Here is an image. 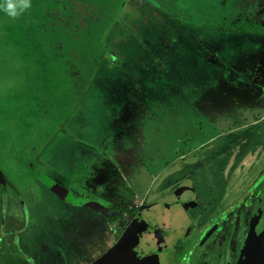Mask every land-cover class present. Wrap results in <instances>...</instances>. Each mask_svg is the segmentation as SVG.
Here are the masks:
<instances>
[{
  "label": "rangeland",
  "instance_id": "1",
  "mask_svg": "<svg viewBox=\"0 0 264 264\" xmlns=\"http://www.w3.org/2000/svg\"><path fill=\"white\" fill-rule=\"evenodd\" d=\"M143 1L124 0L123 10L128 17L122 22L114 21L105 32L111 36L105 35L107 40L101 36L97 42L98 29L94 22L103 15L99 3L104 0H32V7L16 19L0 11V169L6 172L5 180L9 186V190L3 189L8 195L6 201L0 203V264H90L121 235L123 229H116L115 222L111 223L108 218L113 214L112 206H100L97 200L96 208L84 204L82 207V200H74L75 189H71L74 193L69 196L59 188L67 183L74 184L76 189L86 186L83 173L88 171L91 150L78 148L76 142L72 143L75 137L70 139L71 132L75 134L76 129L84 132L83 126L73 125L74 122L86 121L90 114L86 108L82 110L83 101L79 103L82 111L77 114L75 108L79 101L67 91L76 83L82 85L87 79L93 80V75L97 76V82L108 87L124 86L125 82L129 86H140L143 81L142 87L153 98L148 100L153 117L141 121L144 125L142 138L132 140L135 138L132 133V139L127 138L139 148L133 146L135 154L123 158L128 165L119 161V167L132 180L135 171L146 173L144 183L139 185L143 191L152 173L154 176L160 174L150 185L149 199L160 187L166 192L174 191L166 197L172 202L196 197L190 188L195 177L188 183L185 176H177L180 169L183 174L188 173L186 167L200 159L202 150H208L209 147L199 146L204 142H216L215 146L220 150L228 147L225 150L233 151L231 158L214 159L212 163L205 161L200 166L204 169L209 164L208 171L213 172L219 164L223 165L222 182H226L228 173L257 171L256 167L260 169L264 163V122L261 126H257L259 123L243 126L246 122H240L238 132H228L222 137L223 142L216 139L223 130L234 128L227 126L225 121L239 108L230 103L235 106L240 103L244 107L243 102L258 95L257 90H253L256 87L251 85L252 90L244 95L241 80L234 76L249 73V65L264 48L261 37L264 34L222 30L217 26L210 27L200 18L205 15L203 18L208 19L207 12L215 11L212 18L219 23L228 18L238 23L246 9H257L255 3H243L240 7L243 12L238 13L225 11L219 5L212 10L206 1L195 4L192 0H156L161 9L151 3L146 8ZM160 12L169 15L170 23L151 21L149 25L157 37H144L140 25L154 15V19L162 18ZM198 39L207 44H200ZM103 43L109 45L108 51L102 50ZM207 48L218 52L213 62L208 60L209 56L213 57V52ZM148 49H155L156 53L167 51L166 68L158 64L143 67L145 63L141 62L149 61ZM103 56L109 59L107 65L101 60ZM173 63L180 66L173 67ZM259 69L263 71L261 67ZM122 75L127 76L126 80ZM176 76L187 79L179 85H185V89L182 93L168 95ZM191 76L194 79L189 81ZM252 80L257 82V77L253 76ZM258 83L264 85V78ZM73 91H77V86ZM239 97L240 102H237ZM256 106L262 107L259 104L247 107V120H252L255 113H259L258 116L264 114ZM134 129L139 131L141 128L135 126ZM53 137L55 140L52 141ZM60 138L64 145H59ZM58 150L64 151L67 164L56 158L55 162L59 161L61 166L59 169L70 174L66 167L69 166L73 173L62 177L55 173V167H49V171H53L50 173L53 180L39 177L37 171L42 166L38 162L41 159L50 161L54 157L53 151ZM151 153L155 157L147 159ZM187 154L189 157L183 159ZM178 156L176 164L174 160ZM58 179L61 180L58 182ZM126 192H129L127 186ZM77 194L79 199L88 200L86 193ZM0 198L3 199L2 192ZM134 203L130 201L128 205ZM128 205L124 203L121 208L126 209ZM165 208V213L154 211L161 215L159 221L167 222L148 220L141 232L132 234V238L152 232V228L157 229L161 223L168 230L171 227L168 221L178 217V212L169 213V208ZM125 209L122 215L128 217ZM175 220V226L185 224L182 219ZM21 243L25 244L23 248L19 246Z\"/></svg>",
  "mask_w": 264,
  "mask_h": 264
},
{
  "label": "flooded vegetation",
  "instance_id": "2",
  "mask_svg": "<svg viewBox=\"0 0 264 264\" xmlns=\"http://www.w3.org/2000/svg\"><path fill=\"white\" fill-rule=\"evenodd\" d=\"M254 3L257 5V2ZM252 11L254 16L262 13L258 7ZM261 21L264 23V19ZM263 122L264 117L259 116L246 120V124L242 125L256 126L259 123L257 126H261ZM240 128L241 125H237L231 130L223 131L220 141L223 142L222 137L227 136L228 132L235 134ZM211 143L212 141L201 143L199 146L209 147L208 150H202L200 159H195L194 164L186 167L188 173L183 174L180 169L177 176H185L188 183L191 177H195L190 182V188L196 197L179 198L172 202L170 199L166 200V197L174 191L166 192L164 187H160L153 198L145 200L141 205L134 203L135 205L130 206L127 202L126 209L118 205L112 206L111 219L115 222L114 227L123 230L120 237L112 243L113 246L90 264L109 252L124 237L127 240L109 264H181L182 257L190 249H194L191 264H264V163L260 169L256 167L257 171L228 173L226 182H222L223 165L219 164V168L213 172L208 171L209 164L204 169L200 166L205 161L231 158L233 151L225 150L228 147L220 150L215 146L218 143ZM192 152L194 154L195 149ZM179 157L174 163L178 164ZM187 157L188 154L183 159ZM238 169L239 167L234 171ZM163 206L169 208V213L177 211L176 218L184 219L185 224L175 226L177 220L174 217L168 221L171 226L168 230L161 223L157 229L152 228V232L133 239L132 234H139L147 224L146 221L167 222L159 221L161 215L154 211L165 213L167 208ZM124 209L128 217L122 215Z\"/></svg>",
  "mask_w": 264,
  "mask_h": 264
},
{
  "label": "crops",
  "instance_id": "3",
  "mask_svg": "<svg viewBox=\"0 0 264 264\" xmlns=\"http://www.w3.org/2000/svg\"><path fill=\"white\" fill-rule=\"evenodd\" d=\"M155 19L159 20V18H155ZM156 22L159 23V21ZM142 35L144 36L143 33ZM261 37L264 38L263 35H261ZM198 42L200 44H207L204 40L201 39H198ZM147 46L150 47L149 45ZM207 50L210 53L213 52V57L209 56L208 58V60H210L209 62H213L218 52L216 50H210L208 48ZM147 52L150 55L147 57L149 61L141 62V63H145L143 67L158 64L159 66H161V68H166V64H165L167 59L166 50L161 53H156L155 49L154 50L148 49ZM184 53H182L180 56H182ZM194 56L198 57V55H192V57ZM261 62L263 63L260 65ZM172 66L178 67L180 66V64L173 63ZM259 67H261L263 71L260 70ZM249 68L251 69L249 73L247 72L245 74L246 75L245 76L242 72L243 70L242 67H240L241 73L243 74L242 77L238 75H235L234 77L235 79L239 78L241 80L242 82L241 91H244L243 92L244 95L249 94V90H252L250 85L256 87V89L253 90H257L258 95H256L254 98H251L252 96H250L246 102L242 103L245 105L244 107L241 106L240 103L236 104L237 106H235L234 103H230V105L239 109L237 113L233 114L234 116L232 115L229 119H226L225 122L228 124L227 126H237L240 124V122L241 123L244 121L246 122L247 117L245 115L246 112L248 111L247 107H250L251 105H255V104L262 105V107H258V106L256 107L260 108L259 111L261 113L264 112V85L258 83L260 79L264 78V48L260 53L257 54V58H255L252 61V63L249 65ZM186 70L187 69L183 70V73H185ZM201 72L202 74H204L203 71ZM122 76H124L126 80L127 76L126 75H122ZM253 76L257 77V82L255 80H252ZM92 77L93 80L87 79L85 84L82 85H79V83L74 84L72 88L74 89L77 86V91L74 92L72 88H71L72 90L67 91L71 95L73 93L79 101L75 108L77 114L80 113L85 108L86 110L89 111L88 114H90L86 121L83 120V122H79V120H77L74 122L73 125H75V123L77 124V126L82 125L84 132L83 133L78 132V129H76L75 134L74 132H71L73 136L70 139L72 140L75 137V140L72 141V143L76 142L78 148L81 149V147H84L85 149L87 148L91 150L89 151L90 153H88L90 154L88 157L91 158L88 165L89 166L88 171L83 173V180L86 186H82L76 189L73 186L74 184L67 183V184H62L63 186L59 185V188L65 191L64 193L70 194L69 196H73L74 193L72 191L73 189H75L77 193L80 192L86 193L88 196V200L87 198L79 199L80 196L77 193H75L74 195L76 196V199H74L75 201H80V200L83 201L81 203L82 207H84L83 206L84 204L86 205V207L92 206L96 208L97 205L95 201L97 200L100 206H105L107 208L114 205L122 206V204L130 201L135 202L137 205H141L145 200L149 199L148 192L150 185L159 179L160 174L157 173L154 176L152 173V176L147 179V183L149 182V184L145 185L146 188L143 191L141 189V186L139 185L144 183V175L146 173H140V171L137 170L135 171L136 176L134 180H132L131 178L126 176V174H124L122 169L119 167V163H120L119 161H122L124 164L128 165L129 163L124 161L123 158H128V156L131 157L135 154L136 150L133 148L135 144L134 142H130L127 138L132 139L130 137V133H132L133 137H135L132 140L136 141L142 138V130L144 125L141 124V121L145 117L148 118L153 117L152 111L148 109L149 106L148 100L153 98H150L147 95L146 89L142 87L144 86L143 81H140L139 83L140 86L137 85L129 86L128 82H125L126 85L124 86H122L123 84H120V85L108 87V86H104V84H102L101 81L97 82L96 81L97 76L93 75ZM183 79L187 80L183 76L174 77V85L169 89L168 95L170 93H177V92L182 93V91L185 89L184 87L185 85H183L182 87L179 85L181 84ZM192 79H194L192 76L189 77V81ZM176 80L178 81V84L176 83ZM151 85H154V82H151ZM169 86L170 84H168V87ZM177 86L179 88H176ZM105 87H108V89H106ZM110 87H113V89H109ZM153 93L154 92H152V94ZM193 94L195 95V91L193 92ZM81 101H83V103L81 105L82 110L80 111L79 103ZM237 102H240V97L237 100ZM91 105H95V106H91ZM135 106L137 107L136 109ZM253 115H255V118L259 117L258 116L259 113H255ZM260 116L264 117V114H261ZM62 125L63 124H60L59 126ZM135 126L140 127L141 129L137 131L134 129ZM78 133L80 134V137ZM64 136H66V134ZM220 138L221 136L220 134H218L216 139H219L220 141L221 140ZM61 139L62 138L58 139V143L59 145L60 143L64 145ZM53 140H55L54 137L52 138V141ZM85 143H87L89 147H87ZM44 146L47 145L44 144ZM135 147L139 148V146H135ZM105 149H108L109 152H107ZM59 154H61L60 157H57ZM52 156L54 157H52L50 161L47 160L43 161L41 159V162H38L41 164L40 166H42L39 172L37 171L39 177L42 175L41 178L45 180L46 179L53 180L52 175L50 174L53 171H49L48 169L49 167H53V168L55 167L56 168L55 173H59L60 175H62V177H67V175L73 173V171L70 172L71 167L69 166L66 167L70 174H67V172L64 169L62 170L59 169V167L61 168L60 164H58L60 160H62L66 164L64 151L63 152L59 150L53 151ZM154 157L155 156L151 153L146 158L153 159ZM56 158H59L58 162H55ZM35 166H36L35 164H32V167L35 168ZM0 172L4 175V179H5V177H7L6 172L2 171L1 169ZM4 179L2 180L0 178L1 180L0 192H2L3 194V199L0 198V203L6 201L8 197L7 193L3 191V189H5L6 191L7 189L9 190V186H7L8 182H6V180ZM60 180L61 179H58L57 181L59 182ZM9 183H10L9 185L15 187L13 184H11V182ZM126 186L128 187L129 192H126ZM65 198L67 197L65 196ZM108 218L112 223L113 219H111L109 215ZM19 246L23 248L25 244L21 243L19 244Z\"/></svg>",
  "mask_w": 264,
  "mask_h": 264
},
{
  "label": "trees",
  "instance_id": "4",
  "mask_svg": "<svg viewBox=\"0 0 264 264\" xmlns=\"http://www.w3.org/2000/svg\"><path fill=\"white\" fill-rule=\"evenodd\" d=\"M105 1L106 0H104V2ZM108 1H111V2H109V4H106L104 2L99 3L100 9L102 10L100 12L103 13V15L101 14L102 17L98 22H94V26L98 29L97 36L94 34L97 37L96 42L98 41V39L101 36H102V38H105L106 28L109 27L114 21L117 20V21L122 22L125 20L124 18L128 17L123 10L124 9L123 7H125V6H123L124 0H108ZM131 1L135 2V0H131ZM192 1L195 4H199L201 2L205 3V1H206V3L210 4V7L212 8V10L216 7V5H219L225 11H227V10L233 11V12L236 11L238 13L243 12L242 9L240 8L243 3L247 2V1L257 2L256 7H258V9H261L262 13L254 16L253 11L248 8V9H246L245 12H243V16H241V18H239L238 23H236L232 18H228L226 21H221L219 23L215 18H212V15L215 11L207 12V14L209 15L208 19L203 18L205 15L201 16L200 18H202V20L204 22L208 23V25L210 27L217 26L218 28H220L222 30H227V31H239V32H244V33L264 34V23L261 21V19H264V0H192ZM95 2H96V0H95ZM143 2H144V5L146 8L148 7L147 4H149V3H151L154 6H158L156 0H144ZM161 7L162 6H158L157 8L161 9ZM104 8H107V10L104 11ZM125 11H126V9H125ZM105 14L109 17L108 19H106L107 17L105 16ZM159 14L162 16V18H159V20L154 19V16H155L154 15V16H152V18L150 17L148 19V22H144V23H142V25H140L141 32L144 34L145 37H147V38L157 37V35H154V32H152V26L149 25L151 21L156 22V21L162 20L166 23H170L171 18L169 17V15H166L165 13H162V12H160ZM214 20H216L217 22ZM114 28L116 29V25ZM110 36H111L110 33H108L106 35V37H110ZM102 38H101V40H102ZM102 48H103L102 50H106V51H108L106 48L110 49V47L107 43H103ZM101 60H102L104 65H107L109 62V59L105 56H103ZM116 68H118V67H116Z\"/></svg>",
  "mask_w": 264,
  "mask_h": 264
},
{
  "label": "clouds",
  "instance_id": "5",
  "mask_svg": "<svg viewBox=\"0 0 264 264\" xmlns=\"http://www.w3.org/2000/svg\"><path fill=\"white\" fill-rule=\"evenodd\" d=\"M32 7V0H0V11L16 19ZM194 249H190L182 257L181 264H191Z\"/></svg>",
  "mask_w": 264,
  "mask_h": 264
},
{
  "label": "water",
  "instance_id": "6",
  "mask_svg": "<svg viewBox=\"0 0 264 264\" xmlns=\"http://www.w3.org/2000/svg\"><path fill=\"white\" fill-rule=\"evenodd\" d=\"M0 178L2 180L4 179V175L1 172H0ZM126 240H127V237H124L121 242H119L115 247H113L109 252H107L105 255H103L101 258H99L93 264H109V263H111L113 261L114 255H116L120 252V250L123 247Z\"/></svg>",
  "mask_w": 264,
  "mask_h": 264
}]
</instances>
